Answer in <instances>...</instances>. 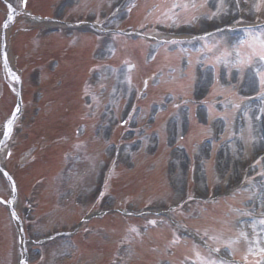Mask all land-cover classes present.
<instances>
[{"label":"rangeland","instance_id":"374dc122","mask_svg":"<svg viewBox=\"0 0 264 264\" xmlns=\"http://www.w3.org/2000/svg\"><path fill=\"white\" fill-rule=\"evenodd\" d=\"M9 1L21 4L22 0ZM122 1L29 0L28 7L34 14L56 21L38 23L21 16L8 29L13 63L25 65L22 57L28 53L37 55L36 60L43 58V62L37 66L29 59L28 101L21 129L2 150L3 166L17 182L15 207L20 216L26 217L23 222L27 235L38 240L55 232L67 233L49 243L29 244V264H124L130 256L132 264H157L159 257L163 264L170 260L172 264H208L211 255L207 257L192 248L185 258L182 246L175 254L157 232L147 237L150 244L137 239L136 235H143L150 227L148 222L145 227L140 224L127 228L123 216L111 212L100 220L82 222L95 211L129 207L134 213L145 208L160 212L178 204L180 208L172 214L176 218L179 212L183 224L175 222L176 245L186 235L181 226L188 222L198 228L197 233L214 242L213 257L221 263L230 264L226 247L233 245L238 250L244 240L249 250L246 255L253 258V263L264 264V220L254 221L251 233L247 219L242 218L249 214L251 198L258 200L257 207L264 212V30L244 31L264 22V0H244L245 6L239 9L235 0ZM235 14L240 16L239 23L235 27L229 24L230 28L224 25L227 16ZM6 16L7 8L0 0V34ZM62 20L72 24L62 25ZM77 21L91 24L75 28ZM33 26L39 31L42 27L43 36L37 30L24 32ZM121 27L123 32L119 31ZM209 36L219 38L212 39L215 45L202 44V38ZM64 48L70 51L52 69L56 63L49 55L66 54ZM186 49L192 54L189 67L182 59L189 53ZM197 51L202 52L200 58L207 56L206 64L198 65L201 79L195 88L198 97H194L207 99V103L196 100L195 104L200 121L208 119L206 127L199 126L193 115L196 106L188 101L193 97ZM94 56L99 60L93 64L97 65L99 74L94 75L98 80L88 78ZM37 67L41 73L36 69L32 75ZM153 69L154 79L161 80L147 98L149 103L151 99L159 103L155 124L146 128L148 136L140 135V128L135 134L132 127L123 132L118 123L126 103L141 78ZM2 80L0 71V87ZM234 92H240L243 98L237 100ZM6 95L0 98V128L14 103L13 95ZM86 95L92 96L98 109L96 118H91V107L82 100ZM101 117L105 122L96 124ZM83 126L86 131L81 134ZM121 132L127 142L122 154L111 144L120 140ZM166 135L171 139L169 146L164 144ZM139 136L143 141L135 142ZM204 137L209 143L203 145ZM157 145L158 157H147L154 155ZM164 145L173 151L168 152ZM182 146L194 148L189 152L198 159L191 182L188 166L194 160L189 162L188 151L184 152ZM65 154L69 177L62 169ZM113 166L118 170L111 175L112 194L103 197L99 209H94L97 196L91 192L98 190L100 179L106 180ZM154 174L157 176L152 179ZM187 190L191 200L184 203ZM10 193L0 172V196L8 198ZM217 196H226L227 203L235 207L227 213L216 208L213 201ZM138 201L148 204L140 207ZM238 205L243 210H235ZM27 206L32 207L28 216ZM204 208L208 211L200 218ZM5 211L0 203V264H19V239ZM148 218L158 226L167 222L159 214ZM236 231L235 239L229 238ZM197 236L201 240L202 235ZM129 240L135 241L134 254L127 244Z\"/></svg>","mask_w":264,"mask_h":264}]
</instances>
